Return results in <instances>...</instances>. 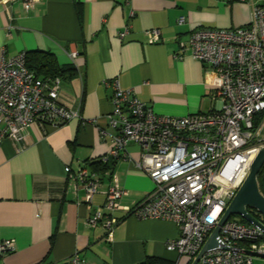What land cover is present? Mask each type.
<instances>
[{"label": "crops", "instance_id": "obj_1", "mask_svg": "<svg viewBox=\"0 0 264 264\" xmlns=\"http://www.w3.org/2000/svg\"><path fill=\"white\" fill-rule=\"evenodd\" d=\"M237 6L219 0H38L26 10L22 0H0V55L40 50L61 66L72 64L75 74L60 78L58 101L80 114L58 125L32 123L21 144L1 142L0 241L13 240L15 250L0 256V264H66L75 253L84 264H137L146 256L191 264L190 256L166 249L165 241L178 233L173 221L139 219L127 211L151 182L135 166L139 145H126L127 158L110 156L117 130L107 117L112 90L102 80L116 79L159 115L217 108L218 76L188 50L174 55L197 27L240 25ZM153 28L159 40L149 43L146 31ZM102 157L111 168L97 169ZM83 166L101 181L91 202L75 178ZM112 175L125 193L108 241L104 228L90 226L88 218L104 203ZM252 264H264V257Z\"/></svg>", "mask_w": 264, "mask_h": 264}, {"label": "built area", "instance_id": "obj_2", "mask_svg": "<svg viewBox=\"0 0 264 264\" xmlns=\"http://www.w3.org/2000/svg\"><path fill=\"white\" fill-rule=\"evenodd\" d=\"M219 1L251 2L249 21L240 27H197L187 42H178L181 50L174 55L181 58L188 50L218 76L217 108L180 117L159 115L131 90L120 88L116 79L102 80L112 90V111L107 117L117 130L111 137L110 156L127 158L126 145H139L135 166L153 183L127 211L139 219L173 221L178 233L165 241L166 249L190 256L191 262L264 148V0ZM37 2L22 0L26 10ZM177 22L184 23L185 17L179 16ZM146 33L149 43L159 40L158 29ZM68 55L74 60L77 52ZM25 59V52L6 56L2 50L0 55V144L5 138L23 143L32 123L58 125L80 117L78 110L58 101L60 78L41 79L26 67ZM107 161L108 157L100 158ZM75 178L91 202L100 179L84 166ZM111 179L104 203L88 218L90 226L104 228L108 241L119 220L114 211L125 193L116 175ZM256 218L264 224V216ZM217 240L225 247L207 250L196 264H252L255 256L247 251L264 254V229L248 222L229 218ZM14 250L13 240L0 241V256ZM66 264H84V259L75 253Z\"/></svg>", "mask_w": 264, "mask_h": 264}, {"label": "water", "instance_id": "obj_3", "mask_svg": "<svg viewBox=\"0 0 264 264\" xmlns=\"http://www.w3.org/2000/svg\"><path fill=\"white\" fill-rule=\"evenodd\" d=\"M262 165H264V148L260 149L252 160L246 178L233 198L230 200L225 211L220 217L218 224L214 227L200 251L192 260L191 264H196L202 254L207 250L216 246L225 247L217 240V235L220 227L233 215H238L248 223L264 229V224H262L256 216L248 210H254L257 214L264 216V194L260 192L256 178ZM247 253L255 257H264V254H258L253 251H247Z\"/></svg>", "mask_w": 264, "mask_h": 264}, {"label": "trees", "instance_id": "obj_4", "mask_svg": "<svg viewBox=\"0 0 264 264\" xmlns=\"http://www.w3.org/2000/svg\"><path fill=\"white\" fill-rule=\"evenodd\" d=\"M26 53V59H25V65L26 67L33 71L36 76L40 77L41 79H48V78H55V77H73L74 67L73 65H59L56 61V58L48 52L40 51V50H34V51H28ZM100 163V164H99ZM98 164H95L98 170H104L111 168V164L109 161L103 163L99 162ZM257 183L260 192H264V165L260 168L257 176ZM264 194V193H262ZM252 214H254L256 217L258 214L254 210L248 209ZM241 222L247 223L246 220L240 219ZM137 264H173V261L157 257V256H146L141 262Z\"/></svg>", "mask_w": 264, "mask_h": 264}, {"label": "rangeland", "instance_id": "obj_5", "mask_svg": "<svg viewBox=\"0 0 264 264\" xmlns=\"http://www.w3.org/2000/svg\"><path fill=\"white\" fill-rule=\"evenodd\" d=\"M223 3L227 4L228 6L230 4H237L238 6L235 7V11H236L237 15L241 18L244 17V20L242 21V23L240 25H235V26L229 25L228 27H223V28L240 27V26L245 25L249 21L251 9H252L251 2H249V1H247V2L233 1L231 3L230 2H223ZM150 182H151V188H150V190H151L153 188V183H152L151 179H150ZM230 219H234L236 221H241L240 220L241 218L238 215H233L232 217H230Z\"/></svg>", "mask_w": 264, "mask_h": 264}]
</instances>
